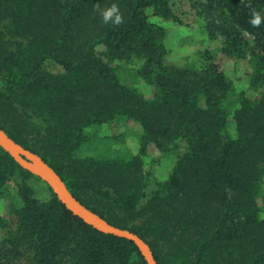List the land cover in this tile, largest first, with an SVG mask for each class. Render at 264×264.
<instances>
[{
	"label": "trees",
	"instance_id": "16d2710c",
	"mask_svg": "<svg viewBox=\"0 0 264 264\" xmlns=\"http://www.w3.org/2000/svg\"><path fill=\"white\" fill-rule=\"evenodd\" d=\"M183 1L214 45L181 63L164 25L183 24L175 0H0V127L157 264H264V0ZM113 5L119 24L103 19ZM127 121L137 153L103 130ZM0 264L147 263L0 146Z\"/></svg>",
	"mask_w": 264,
	"mask_h": 264
},
{
	"label": "rangeland",
	"instance_id": "374dc122",
	"mask_svg": "<svg viewBox=\"0 0 264 264\" xmlns=\"http://www.w3.org/2000/svg\"><path fill=\"white\" fill-rule=\"evenodd\" d=\"M177 13L180 14L181 19L183 21L182 25H177L172 22H164V25L168 28V35L166 38V45L170 50L169 58L170 60H174L177 62H185V61H196L197 53L199 51L205 50L207 48H212L214 43L210 42L201 31L199 23L195 21L192 12L186 5L183 0H175V8ZM223 67L225 72L228 74L230 78H232L235 82V85L239 89H249L247 87V81L245 79L240 80L239 71H235L231 65V62H223ZM125 76H127L125 74ZM130 84H135L139 89L143 92L147 91L145 84L139 82V80H132L131 78L126 79ZM248 94L253 96L254 92L249 89ZM103 130L107 134L125 132L124 137V145L131 149L133 153H137L139 150V144L137 141V135L140 131L139 127L133 123L132 121L127 122H119L114 126H104ZM148 158L150 160L151 156H158L156 151H148ZM171 165L170 158L165 159L160 164L154 165V170L158 175H166L168 168ZM262 194L264 196V185L262 189ZM8 202L5 200L1 205V212L4 216H7L6 212V204ZM262 216H264V212H262Z\"/></svg>",
	"mask_w": 264,
	"mask_h": 264
},
{
	"label": "water",
	"instance_id": "95a60500",
	"mask_svg": "<svg viewBox=\"0 0 264 264\" xmlns=\"http://www.w3.org/2000/svg\"><path fill=\"white\" fill-rule=\"evenodd\" d=\"M0 146L24 169L44 181L75 216L101 232L131 240L139 249L147 264H157L149 245L137 234L116 227L81 204L67 189L59 175L36 153L22 147L11 139L0 127Z\"/></svg>",
	"mask_w": 264,
	"mask_h": 264
},
{
	"label": "clouds",
	"instance_id": "9594fccd",
	"mask_svg": "<svg viewBox=\"0 0 264 264\" xmlns=\"http://www.w3.org/2000/svg\"><path fill=\"white\" fill-rule=\"evenodd\" d=\"M114 14H115V19H114L113 23L119 24L121 22V17L118 14V9H117V6L116 5H113L111 8H109L108 10H106L103 13L104 22H108L109 19H111ZM250 23L253 26H259L260 23H261V16H260V14L259 13H254L253 14V18L250 19Z\"/></svg>",
	"mask_w": 264,
	"mask_h": 264
}]
</instances>
